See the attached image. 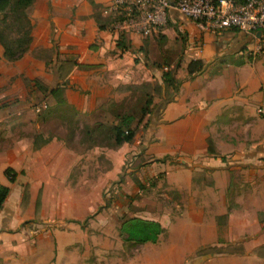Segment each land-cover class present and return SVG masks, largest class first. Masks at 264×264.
<instances>
[{
  "label": "crops",
  "instance_id": "obj_1",
  "mask_svg": "<svg viewBox=\"0 0 264 264\" xmlns=\"http://www.w3.org/2000/svg\"><path fill=\"white\" fill-rule=\"evenodd\" d=\"M105 7L32 0L27 50L0 46V264H264V50L250 52L264 38L172 8L156 34L116 35ZM147 95L148 130L100 139L98 123ZM127 216L162 230L128 245Z\"/></svg>",
  "mask_w": 264,
  "mask_h": 264
},
{
  "label": "built area",
  "instance_id": "obj_2",
  "mask_svg": "<svg viewBox=\"0 0 264 264\" xmlns=\"http://www.w3.org/2000/svg\"><path fill=\"white\" fill-rule=\"evenodd\" d=\"M105 10L112 11V29L142 36L156 34L165 22L168 9H175L200 28L235 27L264 38V0H105ZM258 34H256V32ZM258 42L250 52L263 51ZM38 110V107H35ZM260 113L262 109H258Z\"/></svg>",
  "mask_w": 264,
  "mask_h": 264
},
{
  "label": "trees",
  "instance_id": "obj_3",
  "mask_svg": "<svg viewBox=\"0 0 264 264\" xmlns=\"http://www.w3.org/2000/svg\"><path fill=\"white\" fill-rule=\"evenodd\" d=\"M242 1V0H237ZM32 0H0V46L1 57L6 60L18 58L27 48L30 41L31 23L29 21L27 7ZM98 21V20H97ZM98 26H102L98 24ZM198 60H190L187 63V71L190 72L197 69ZM163 75L167 72L163 71ZM55 89H51L53 93ZM150 96L136 104L135 112L128 111L125 108L120 111H112L115 121L107 124L98 123L96 126H102L103 135L100 139L106 138L110 145H117L122 141H128L134 135L137 125L145 113H148V104ZM264 160V158H263ZM8 181H12L19 173L10 166H6L2 170ZM8 192V186L0 183V207L4 197ZM162 230L161 224L153 219H143L135 216H127L120 221L118 232L122 240L128 245H134L144 241L155 240L157 234Z\"/></svg>",
  "mask_w": 264,
  "mask_h": 264
},
{
  "label": "rangeland",
  "instance_id": "obj_4",
  "mask_svg": "<svg viewBox=\"0 0 264 264\" xmlns=\"http://www.w3.org/2000/svg\"><path fill=\"white\" fill-rule=\"evenodd\" d=\"M93 1V0H92ZM98 3V2H97ZM27 9H28V7H27ZM29 17V16H28ZM29 21H30V18H29ZM114 21V20H113ZM113 21H111V24H112V22ZM104 22L107 24V25H109L110 26V28H112V25L111 24H109V21H108V19H104ZM108 26V27H109ZM115 33H116V35H120L121 33H118V32H116L114 29H112ZM27 48H28V46H27ZM27 48H25V50L22 52V54L27 50ZM262 51H260V53H261ZM263 53V52H262ZM21 54V55H22ZM20 55V56H21ZM148 62L149 63H151V61L150 60H148ZM152 64V63H151ZM149 84H147V86H146V89L147 90H150V82H148ZM134 90H137V88H134ZM15 100H18V99H16L15 98ZM132 101L131 102H129V103H127V104H124L123 106H122V108H125L126 110H128V111H132V112H135V107H136V104L134 103V101L133 100H135V99H131ZM107 112H108V114H110L109 113V111H106V114H107ZM259 113V112H258ZM154 115H155V112L153 111V108L148 112V114H147V118H146V121L145 122H143V123H141V125L140 126H138L137 128H139V132H140V136L142 135V133H144V131H145V129L146 130H148L149 129V122L150 121H153L154 120ZM260 115V114H259ZM257 116H258V114H257ZM259 118H263L264 119V116L261 114L260 116H258ZM118 192V190H114V188L112 187V185H107L105 188H104V190H103V194H104V200L105 199H107V198H110V197H112V195H115L116 193ZM107 202V201H106ZM123 215H125V213H123ZM124 248V249H123ZM114 251H116V253H115V256H116V258H119V259H125V260H127V258H128V256H130V249H129V246L128 245H124V246H122V250H121V248H116V249H114ZM147 256H148V258H150V257H152V255L149 253V252H147L146 251V253H145ZM103 256L102 258L103 259H106L107 258V255L106 254H100L99 256ZM142 256H143V253H142V251H141V259H142ZM166 256V255H165ZM164 256V257H165ZM194 257H196V258H194ZM204 257H203V254H198V255H190V256H188L187 257V260H186V262L184 263V264H197V261L196 262H194V259L195 260H198V259H203ZM100 260V261H104V260ZM149 260V259H148ZM170 262V261H169ZM174 264H176V263H174Z\"/></svg>",
  "mask_w": 264,
  "mask_h": 264
},
{
  "label": "water",
  "instance_id": "obj_5",
  "mask_svg": "<svg viewBox=\"0 0 264 264\" xmlns=\"http://www.w3.org/2000/svg\"><path fill=\"white\" fill-rule=\"evenodd\" d=\"M259 31L256 32V34H258Z\"/></svg>",
  "mask_w": 264,
  "mask_h": 264
}]
</instances>
